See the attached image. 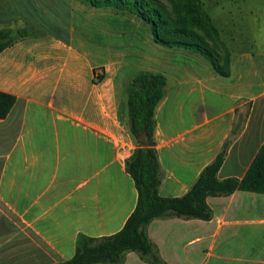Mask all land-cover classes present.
<instances>
[{
    "label": "crops",
    "instance_id": "obj_1",
    "mask_svg": "<svg viewBox=\"0 0 264 264\" xmlns=\"http://www.w3.org/2000/svg\"><path fill=\"white\" fill-rule=\"evenodd\" d=\"M66 5L68 23L53 25L58 31L0 54V91L17 98L0 119V203L32 236L35 264L72 259L80 234L120 232L138 201L126 170L138 147L129 129V79L98 61L97 29L95 39L80 32L85 19H73ZM263 8L253 18L252 50H240L233 36L225 41L228 77L196 67L168 82L156 111L162 197L184 196L226 143L220 180L244 178L263 147ZM207 203L210 221L157 219L147 227L164 262L264 264V195L238 191ZM122 264L151 263L130 252Z\"/></svg>",
    "mask_w": 264,
    "mask_h": 264
},
{
    "label": "trees",
    "instance_id": "obj_2",
    "mask_svg": "<svg viewBox=\"0 0 264 264\" xmlns=\"http://www.w3.org/2000/svg\"><path fill=\"white\" fill-rule=\"evenodd\" d=\"M96 8H114L144 18L152 26L162 46L184 48L202 54L224 77L229 76L230 63L223 70L218 57L205 39L191 30L180 27L168 29L164 6L152 0H86ZM186 7L195 11L193 24L216 38L219 31L203 6ZM36 35L27 30L0 28V54L16 43ZM129 84V83H128ZM168 80L162 74L142 72L127 85L129 129L138 143L133 155L126 161V170L134 180L138 192L137 206L124 228L107 237L92 238L80 234L74 257L57 264H122L127 253L134 252L151 264H166L151 242L147 227L157 219H184L210 221L213 211L207 203L209 197H227L238 191L264 195V145L242 179L220 180L218 175L224 164L229 143L209 164L191 189L182 197L165 198L160 195L164 173L156 149V111L166 97ZM17 102L14 95L0 91V119H6Z\"/></svg>",
    "mask_w": 264,
    "mask_h": 264
},
{
    "label": "rangeland",
    "instance_id": "obj_3",
    "mask_svg": "<svg viewBox=\"0 0 264 264\" xmlns=\"http://www.w3.org/2000/svg\"><path fill=\"white\" fill-rule=\"evenodd\" d=\"M152 1L164 6L168 29L180 27L205 39L218 57L223 70L227 69V59L230 63V51L225 42L228 38H236L240 50L254 48L253 41L258 31L254 28L253 18L261 4L264 6V0ZM196 1H199L212 19L219 31L218 38L193 24V19L197 17L194 10H184L186 7L196 8ZM65 3L71 7L73 19H85L86 26L83 29L81 24L80 32L84 31L83 33L92 35L95 39L97 29L98 61L105 62L112 68L119 67L122 80L129 79L127 85L142 72L162 74L173 84L181 70L214 68L202 54L159 44L152 26L144 18L114 8H96L86 0H0V28L27 30L35 35H42L48 29L55 31L57 27L53 25H63L65 21L68 23L65 20V17L68 19V6ZM233 24L236 26L233 27ZM2 152L4 147L0 140V154ZM21 228L16 224L14 216L0 203V264H35L32 259L39 252L31 251L32 236L29 231H26L27 234L22 233Z\"/></svg>",
    "mask_w": 264,
    "mask_h": 264
}]
</instances>
